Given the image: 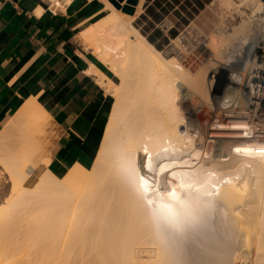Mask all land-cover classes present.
<instances>
[{"label": "bare ground", "instance_id": "6f19581e", "mask_svg": "<svg viewBox=\"0 0 264 264\" xmlns=\"http://www.w3.org/2000/svg\"><path fill=\"white\" fill-rule=\"evenodd\" d=\"M71 1L44 0L37 14ZM101 1L114 17L79 37L121 83L93 63L84 72L114 89L118 104L92 166L61 177L41 150L50 117L36 99L0 134L11 181L0 205V264H264V1L219 42L209 87L219 74L227 83L210 104L205 78L191 79L133 25L142 0L133 15L123 11L128 0ZM128 85L136 90L127 101ZM183 98L191 99L184 112ZM84 234L97 247L86 255L77 246L92 241Z\"/></svg>", "mask_w": 264, "mask_h": 264}, {"label": "crops", "instance_id": "0c3cea01", "mask_svg": "<svg viewBox=\"0 0 264 264\" xmlns=\"http://www.w3.org/2000/svg\"><path fill=\"white\" fill-rule=\"evenodd\" d=\"M39 6L44 0H0V127L22 96L47 106L54 132L48 170L61 177L75 164L92 166L110 120L111 99L84 72L91 63L109 77L110 70L79 37L106 10L95 0H72L64 10L46 8L41 15ZM10 190L0 166V205Z\"/></svg>", "mask_w": 264, "mask_h": 264}, {"label": "rangeland", "instance_id": "374dc122", "mask_svg": "<svg viewBox=\"0 0 264 264\" xmlns=\"http://www.w3.org/2000/svg\"><path fill=\"white\" fill-rule=\"evenodd\" d=\"M95 1L103 3L101 0ZM262 1L264 0H142V9L144 12L136 18L133 25L140 30L149 42L162 52L165 58L176 59L185 68V71L191 79L198 81L205 78L207 80L205 81L204 79L206 91L202 93V97L210 104L213 101L214 95L219 96L227 83L226 73L223 75L219 74L214 80L212 88L209 87L208 72L217 67V64H219L217 63V59L218 57H222L221 53L217 52L219 42L232 32L245 17L252 14ZM104 15L108 19L114 17L113 13L107 9ZM251 27L252 23L245 30L251 32ZM245 30L243 34H248V31L245 33ZM80 39L86 49L88 47L87 44H85L84 39L81 37ZM110 74L113 82L119 85L121 83L120 78L111 72ZM128 86L130 89H127V101L130 98L131 91L136 90L132 86ZM105 89L107 91L105 90L104 92L112 101L110 111V114H112L113 108L118 104L116 103L117 97L112 92L114 89L109 85ZM21 99L17 110L10 113L2 121L0 134L29 98L22 96ZM190 100V98H183L181 100L184 103V105L182 104L183 112L190 107ZM41 105L48 112L47 114L50 118L46 121L42 131H40L39 140L43 155L51 157L49 150L52 147V138L54 136L53 116L47 110V106L44 104ZM211 115L214 117L215 113L213 114L212 112ZM260 117V121H264V104L260 111ZM108 118H110V115ZM13 143H15L14 139L12 145ZM40 170L41 173L45 171L43 167ZM36 173L37 171L31 172L27 182L28 187H33L36 184ZM83 237L87 240H92L91 242L85 241L77 244L78 247H82L85 250L84 255L90 249L95 251L97 249L96 244H92L95 242L94 237L88 234H84ZM34 254L37 255L38 253L35 252ZM77 261L81 260L79 259Z\"/></svg>", "mask_w": 264, "mask_h": 264}, {"label": "water", "instance_id": "95a60500", "mask_svg": "<svg viewBox=\"0 0 264 264\" xmlns=\"http://www.w3.org/2000/svg\"><path fill=\"white\" fill-rule=\"evenodd\" d=\"M122 2L124 0H112V2ZM138 1L137 0H128V6L123 8V11L129 15H133L135 13V6L137 5Z\"/></svg>", "mask_w": 264, "mask_h": 264}, {"label": "snow or ice", "instance_id": "6c2138e0", "mask_svg": "<svg viewBox=\"0 0 264 264\" xmlns=\"http://www.w3.org/2000/svg\"><path fill=\"white\" fill-rule=\"evenodd\" d=\"M237 151H239V149H237ZM141 181H142V187L145 193L148 192V181L146 179H144V177H141Z\"/></svg>", "mask_w": 264, "mask_h": 264}, {"label": "built area", "instance_id": "2783aa9c", "mask_svg": "<svg viewBox=\"0 0 264 264\" xmlns=\"http://www.w3.org/2000/svg\"><path fill=\"white\" fill-rule=\"evenodd\" d=\"M263 106V105H262ZM262 106H261V110H262Z\"/></svg>", "mask_w": 264, "mask_h": 264}, {"label": "trees", "instance_id": "16d2710c", "mask_svg": "<svg viewBox=\"0 0 264 264\" xmlns=\"http://www.w3.org/2000/svg\"><path fill=\"white\" fill-rule=\"evenodd\" d=\"M142 34V33H141ZM151 43V42H150Z\"/></svg>", "mask_w": 264, "mask_h": 264}]
</instances>
